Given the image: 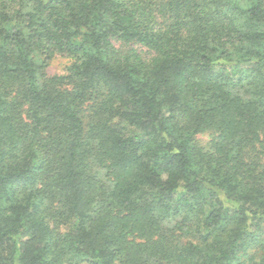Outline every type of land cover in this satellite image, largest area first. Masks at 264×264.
Wrapping results in <instances>:
<instances>
[{
    "label": "trees",
    "instance_id": "1",
    "mask_svg": "<svg viewBox=\"0 0 264 264\" xmlns=\"http://www.w3.org/2000/svg\"><path fill=\"white\" fill-rule=\"evenodd\" d=\"M0 264H264V0H0Z\"/></svg>",
    "mask_w": 264,
    "mask_h": 264
},
{
    "label": "rangeland",
    "instance_id": "2",
    "mask_svg": "<svg viewBox=\"0 0 264 264\" xmlns=\"http://www.w3.org/2000/svg\"><path fill=\"white\" fill-rule=\"evenodd\" d=\"M113 42L116 46H121L119 41L113 40ZM129 46L137 49V51H139L143 55L148 54L147 50L144 47L140 46L139 44L130 43ZM123 48H125V46H123ZM71 62L72 59L54 56L53 58H51L46 68L44 69V73L47 77L63 73L66 67L71 64ZM196 137L198 143L202 146L207 145L211 139V135L209 133L198 134ZM253 251H254V247H251L245 252L244 251L240 252L239 255L241 258H247Z\"/></svg>",
    "mask_w": 264,
    "mask_h": 264
}]
</instances>
